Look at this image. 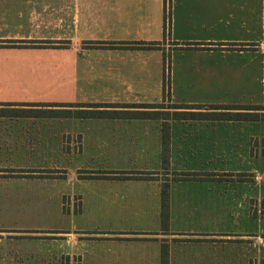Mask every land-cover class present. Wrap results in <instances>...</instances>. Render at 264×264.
Here are the masks:
<instances>
[{
  "label": "crops",
  "instance_id": "obj_1",
  "mask_svg": "<svg viewBox=\"0 0 264 264\" xmlns=\"http://www.w3.org/2000/svg\"><path fill=\"white\" fill-rule=\"evenodd\" d=\"M168 48L176 66L171 80ZM233 80L264 85V0H0V264H264L256 251L264 239L255 228L216 227L232 216L258 219L253 208L260 202L264 218V176L252 163L264 159V106L217 111L249 115L242 120H168L167 167L162 120L72 115L82 110L78 104L173 105L168 98L174 91L210 94ZM86 141L96 155L92 161L101 157L103 164L77 177L101 191L116 190V202L123 198L120 188H138L158 222L161 186L169 185L166 233L110 231L96 240L157 248H115L88 262L78 248L81 234L33 227L49 224V214H68L64 184L73 157L86 153ZM182 155L197 156L209 169L175 166ZM235 155L249 168L212 166ZM121 208L133 205L125 197ZM163 243L169 247L165 258Z\"/></svg>",
  "mask_w": 264,
  "mask_h": 264
},
{
  "label": "rangeland",
  "instance_id": "obj_2",
  "mask_svg": "<svg viewBox=\"0 0 264 264\" xmlns=\"http://www.w3.org/2000/svg\"><path fill=\"white\" fill-rule=\"evenodd\" d=\"M172 1V0H171ZM169 20H172V12L167 13V26H166V36L164 39L169 42L172 37V24L169 25ZM178 33L179 27L176 25L175 28ZM244 37V36H243ZM247 37V36H246ZM172 49H167V61L168 69L170 74V80L174 73L176 66H173L172 57L170 55ZM176 56V61L178 60V56L176 53L173 54V58ZM183 57V56H182ZM191 66V65H190ZM173 71V72H172ZM191 84V83H190ZM228 84L230 86H228ZM260 82H257V87H255L254 82H245L241 80H233L226 82V84L220 89L216 90L210 94H199L193 90H188L183 93H171L169 102L171 104H195V105H225V106H264V85L260 88ZM259 85V86H258ZM164 108L158 110L159 112H166L164 109H169L171 107L170 104H163ZM164 114V113H162ZM171 114V113H169ZM169 120H177V119H169ZM262 131L264 132V123L261 124ZM86 144V153L81 157H73L74 161L71 164V170L69 176L70 182L65 183L67 195L70 196V203L67 207L66 217H61V215L53 216L49 214V216L53 217L50 219L49 224H37V226L42 230L49 229H58V227H63L67 231H71L72 233L76 231L78 234H81L85 238L83 239V244L78 247L81 254L86 257V261H92L91 258H97L98 260L108 254L109 251H114L115 248L119 249H152L157 248L155 245H150L148 243L140 242V243H131L132 245H113L110 242H103L101 239L96 240L95 237H99L103 233H107L110 231H126L128 233H140L141 231H162L161 227V219L159 218L158 222L154 220V217L151 215V209L148 207V204L145 206L146 199H143V192L138 188H120L118 191V197L123 196L120 201H115L113 198L116 190H110V188H103L104 190H100L97 184L88 182L87 180L81 181L78 179L79 173H91L95 169L96 165H102V158L100 157L97 161H92L96 155L92 154L88 151L91 148L88 142ZM74 148V147H72ZM260 149V146H259ZM197 156H189L182 155V158L177 162L175 161V166L178 164L188 165L189 167H200L201 169H209L207 164L200 163L197 161ZM197 162V163H196ZM96 163V164H95ZM257 168V175L264 176V159L259 161H253ZM84 164L85 169H79L76 165ZM216 169H246L249 168V162L244 160L243 156L235 155L230 156L228 158H221L218 161H215L212 165ZM167 167V166H166ZM88 169V170H86ZM96 171V170H95ZM82 179H91L89 177H82ZM108 190V191H105ZM161 192V190H160ZM99 194H103L104 197L97 196ZM125 197L130 201L133 205V208L123 209L121 205L124 203ZM80 202V204H79ZM261 203V202H260ZM257 203V207L253 208L256 213H258L257 218L261 219V212L263 211V205ZM65 204V203H64ZM64 207V211H65ZM170 211V207H169ZM134 212L135 216L131 213ZM254 218V217H253ZM251 220L244 219L240 220L235 216L229 218L228 223L226 221L225 225L216 226L222 232L232 231L238 228H255V232L258 233L259 237L264 239V218L259 221L258 219ZM174 228V226H172ZM169 220L167 225V230H169ZM200 228V227H198ZM156 229V230H155ZM200 229H206L200 228ZM207 229H212V226H207ZM264 242V241H263ZM166 246L168 251V244L163 243L161 247ZM33 247V245H31ZM203 248V247H196ZM252 249L255 250V246H236L232 247V249ZM204 249V248H203ZM256 251L260 252L264 255V245L262 247H257Z\"/></svg>",
  "mask_w": 264,
  "mask_h": 264
},
{
  "label": "trees",
  "instance_id": "obj_3",
  "mask_svg": "<svg viewBox=\"0 0 264 264\" xmlns=\"http://www.w3.org/2000/svg\"><path fill=\"white\" fill-rule=\"evenodd\" d=\"M138 45V46H137ZM120 48L133 49L140 47L139 43H120ZM168 84V76L164 75V86ZM164 94V93H163ZM162 104H78L77 107L82 110H77L74 114L81 118H92V119H159L163 121L162 124V165L168 166V145L169 136L168 130L169 125L167 121L169 119H215V120H242L244 117L249 115L243 113H227L222 111L237 110L236 106H204V105H171L169 109H203L215 110L216 112H159L158 110L163 109ZM71 107H74L71 105ZM240 109V108H239ZM222 110L221 112H217ZM264 110V108L262 109ZM164 113V114H162ZM1 114V113H0ZM246 115V116H245ZM171 116V117H170ZM89 178L95 176H87ZM191 175L181 176L180 179H189ZM193 177V175H192ZM160 219L162 232L166 233L168 220H169V185L163 183L160 192ZM167 254L166 246L161 247L162 258H165Z\"/></svg>",
  "mask_w": 264,
  "mask_h": 264
}]
</instances>
